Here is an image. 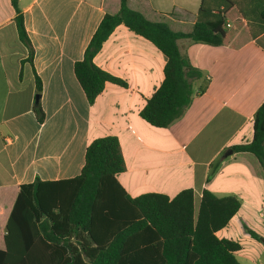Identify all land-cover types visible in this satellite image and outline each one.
Instances as JSON below:
<instances>
[{
	"label": "crops",
	"instance_id": "crops-1",
	"mask_svg": "<svg viewBox=\"0 0 264 264\" xmlns=\"http://www.w3.org/2000/svg\"><path fill=\"white\" fill-rule=\"evenodd\" d=\"M119 1L18 0L33 47L31 65L12 2L0 0V249L21 184L77 176L88 144L115 136L126 167L117 179L130 196L158 192L171 198L191 188L196 209L205 189L236 196L240 208L216 236L240 244L235 257L241 264H263L264 171L251 152H226L252 139L253 116L264 101V31L241 18L238 7L245 8L246 0H232L228 15L243 26L230 43L178 39L201 77L193 79L183 114L155 127L140 112L163 81L166 57L145 38L124 25L109 35L94 63L126 85L106 83L92 105L74 74L104 14L117 12ZM201 1L128 0V6L173 31L189 32ZM33 69L42 85V123L33 111Z\"/></svg>",
	"mask_w": 264,
	"mask_h": 264
},
{
	"label": "trees",
	"instance_id": "trees-1",
	"mask_svg": "<svg viewBox=\"0 0 264 264\" xmlns=\"http://www.w3.org/2000/svg\"><path fill=\"white\" fill-rule=\"evenodd\" d=\"M11 2L18 36L28 49L26 61L33 65V47L23 13L18 0ZM232 7V0H202L193 28L181 32L173 31L165 22L147 19L130 8L128 0H120L117 12L104 14L82 59L73 66L88 103L95 102L108 82L126 85L94 63L109 35L124 25L166 57L163 81L140 115L152 126H169L189 106L193 79L201 77L180 51L177 40L230 43L243 26L241 19H230L228 11ZM238 9L241 18L257 23L258 31H264V0H246V7ZM255 34L251 31L252 36ZM33 72L38 95L33 111L42 123V85L35 69ZM252 127V139L230 149L251 152L264 171V101L253 116ZM125 168L118 138L104 136L88 144L77 176L54 181L37 177L21 184L6 222L0 264H241L235 257L240 244L216 236L240 208L236 196L218 197L205 189L197 209L191 188L171 198L158 192L132 197L117 179ZM246 229L252 237L261 239Z\"/></svg>",
	"mask_w": 264,
	"mask_h": 264
},
{
	"label": "water",
	"instance_id": "water-1",
	"mask_svg": "<svg viewBox=\"0 0 264 264\" xmlns=\"http://www.w3.org/2000/svg\"><path fill=\"white\" fill-rule=\"evenodd\" d=\"M38 101V95L36 94L35 95V103ZM232 153V150H228V152H226V155H228V154H231Z\"/></svg>",
	"mask_w": 264,
	"mask_h": 264
},
{
	"label": "rangeland",
	"instance_id": "rangeland-1",
	"mask_svg": "<svg viewBox=\"0 0 264 264\" xmlns=\"http://www.w3.org/2000/svg\"><path fill=\"white\" fill-rule=\"evenodd\" d=\"M262 263L264 264V258L262 259Z\"/></svg>",
	"mask_w": 264,
	"mask_h": 264
}]
</instances>
